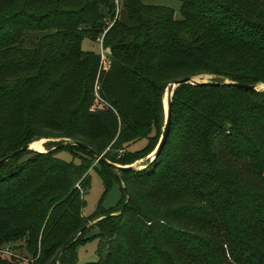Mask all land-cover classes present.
<instances>
[{"label":"trees","instance_id":"16d2710c","mask_svg":"<svg viewBox=\"0 0 264 264\" xmlns=\"http://www.w3.org/2000/svg\"><path fill=\"white\" fill-rule=\"evenodd\" d=\"M178 1L180 19L142 0H0V158L51 139L0 166V246L37 257L0 264H78L77 244L92 237L99 258L83 264H264V89L177 85L165 141L145 157L171 81L264 83V0ZM74 140L93 151L64 144ZM94 152L145 158L117 170ZM97 165L123 196L86 217Z\"/></svg>","mask_w":264,"mask_h":264},{"label":"rangeland","instance_id":"374dc122","mask_svg":"<svg viewBox=\"0 0 264 264\" xmlns=\"http://www.w3.org/2000/svg\"><path fill=\"white\" fill-rule=\"evenodd\" d=\"M145 3L151 4H160L167 7H170L174 10L175 18L180 19V1L178 0H142ZM82 47L84 50H91L95 52L102 53V45L99 41H93L89 38H85L82 42ZM105 58H104V65L109 64V55L107 51H104ZM213 76L202 74L195 76L197 80H210ZM258 89H264V84H259L257 86ZM60 140V139H56ZM51 141V139L41 138L32 142L33 148L36 150H46V143ZM146 143L145 139H140L133 144L130 145V149L135 150L139 149ZM57 155L67 159V160H74L79 161V157L74 155L73 153L67 150H60L57 152ZM144 158H140L134 161V166H140L143 162ZM100 165L92 166L90 168V186L86 192V205L83 209V215L88 217L95 213L98 210L102 211H111L115 209L118 204L120 203L123 191H122V183L117 177H112L109 183V186L106 187L105 181L99 172ZM95 221H91L89 225L91 227L94 225ZM97 228H90L85 236L89 237L97 233ZM99 239L98 237H92L89 240L84 242H79L76 246V251L78 254V264H83L89 261H96L99 258L97 249H98Z\"/></svg>","mask_w":264,"mask_h":264},{"label":"water","instance_id":"95a60500","mask_svg":"<svg viewBox=\"0 0 264 264\" xmlns=\"http://www.w3.org/2000/svg\"><path fill=\"white\" fill-rule=\"evenodd\" d=\"M182 83H191V84L209 83V84H212V85H232V86H236V87H239V88L250 89V90H258L257 86L259 84H264V83H259V84L239 83V82H233V81H230V80H227V79L222 80V81H209V80H201L200 81V80L195 79V76L194 77H190V76L182 77V78H179V79L171 81L166 86L165 92H164V96H163L164 124H163V127H162L161 136L159 138L158 144L156 145L155 149L151 153L147 154L145 157H149L150 159H152L159 152V150L161 149V147H162V145H163V143L165 141V138H166V136L168 134L170 123H171V113H172V110H171V96H172L174 88L177 85L182 84ZM68 143H72L74 145H79V146H81L83 148H86V149H88L90 151H93L91 147H89L88 145H85V144H83V143H81V142H79L77 140L70 141V142H65L64 144H68ZM55 148L56 147H54L53 149H55ZM27 149H33L31 147V143L30 144H26L23 147H21L19 149H16L15 151H13L11 153H8L4 157L0 158V166L6 160H8L9 158L13 157L14 155H16L18 153L23 152L24 150H27ZM34 150H36V149H34ZM37 151H43V150H37ZM44 151H46V150H44ZM94 153L99 159L107 161L109 164H111L117 170L134 168V162L133 163H129V164H122V163H118V162H115V161H112V160L108 159L102 153H97V152H94ZM145 157H143V158H145Z\"/></svg>","mask_w":264,"mask_h":264},{"label":"built area","instance_id":"2783aa9c","mask_svg":"<svg viewBox=\"0 0 264 264\" xmlns=\"http://www.w3.org/2000/svg\"><path fill=\"white\" fill-rule=\"evenodd\" d=\"M103 50L104 49H102L101 56H102V62L104 63L105 54ZM0 254L23 263L33 262L37 258L35 256H29L24 253H21L18 249L15 248L14 244H9V243L0 246Z\"/></svg>","mask_w":264,"mask_h":264},{"label":"bare ground","instance_id":"6f19581e","mask_svg":"<svg viewBox=\"0 0 264 264\" xmlns=\"http://www.w3.org/2000/svg\"><path fill=\"white\" fill-rule=\"evenodd\" d=\"M31 147L33 148V144L31 143ZM34 149V148H33Z\"/></svg>","mask_w":264,"mask_h":264}]
</instances>
